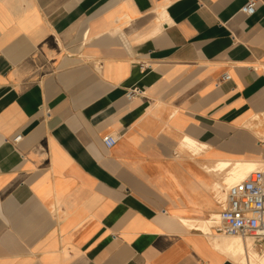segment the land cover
I'll use <instances>...</instances> for the list:
<instances>
[{"label":"crops","instance_id":"0c3cea01","mask_svg":"<svg viewBox=\"0 0 264 264\" xmlns=\"http://www.w3.org/2000/svg\"><path fill=\"white\" fill-rule=\"evenodd\" d=\"M247 1L0 0V264L231 261L198 225L264 161Z\"/></svg>","mask_w":264,"mask_h":264},{"label":"built area","instance_id":"2783aa9c","mask_svg":"<svg viewBox=\"0 0 264 264\" xmlns=\"http://www.w3.org/2000/svg\"><path fill=\"white\" fill-rule=\"evenodd\" d=\"M256 3L257 0H248L241 11L253 14ZM148 67L141 65L143 71ZM229 78L230 75L224 73L217 85ZM142 94V88L134 86L127 90L126 97L130 100ZM21 138L19 134L12 141L16 143ZM117 139L116 134L109 133L103 136L102 141L109 148L116 144ZM224 191V200L211 227L220 234L250 238L264 244V161L259 162L243 179L226 186Z\"/></svg>","mask_w":264,"mask_h":264},{"label":"bare ground","instance_id":"6f19581e","mask_svg":"<svg viewBox=\"0 0 264 264\" xmlns=\"http://www.w3.org/2000/svg\"><path fill=\"white\" fill-rule=\"evenodd\" d=\"M255 161L250 164H244L239 162L238 166L241 169L238 171H233L232 174L226 178V185L216 184L215 191L219 194V196L223 197L224 194L223 191L226 189V186H229L234 182L243 179L256 166L258 161L257 162ZM216 217L217 216L215 213L210 218L204 220L202 219V221L199 222L198 227L204 230L205 232L209 231L210 225L213 222V218ZM183 221L188 226L193 225V223L189 220H183ZM221 237L222 239L219 242L220 244L218 246H220L222 252H224L229 257V259L233 264H264V252L259 251L254 246L250 238H242L239 236H228L224 234H222Z\"/></svg>","mask_w":264,"mask_h":264},{"label":"water","instance_id":"95a60500","mask_svg":"<svg viewBox=\"0 0 264 264\" xmlns=\"http://www.w3.org/2000/svg\"><path fill=\"white\" fill-rule=\"evenodd\" d=\"M224 264H233L231 261H227Z\"/></svg>","mask_w":264,"mask_h":264}]
</instances>
